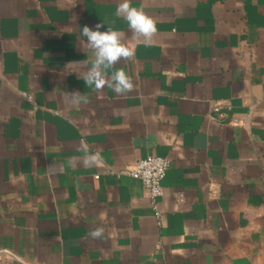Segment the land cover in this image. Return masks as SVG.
I'll use <instances>...</instances> for the list:
<instances>
[{"label":"crops","instance_id":"0c3cea01","mask_svg":"<svg viewBox=\"0 0 264 264\" xmlns=\"http://www.w3.org/2000/svg\"><path fill=\"white\" fill-rule=\"evenodd\" d=\"M119 2L0 0V264H264V0H132L152 44ZM103 22L135 51L106 73L127 95L82 79ZM149 157L169 161L155 205L130 176Z\"/></svg>","mask_w":264,"mask_h":264},{"label":"clouds","instance_id":"9594fccd","mask_svg":"<svg viewBox=\"0 0 264 264\" xmlns=\"http://www.w3.org/2000/svg\"><path fill=\"white\" fill-rule=\"evenodd\" d=\"M115 14L123 17L127 22L128 31L138 42L145 44L154 43V37L158 32L156 20L147 14L143 7H133L132 0H120ZM105 23H97L95 30L88 26L82 28V36L86 38V48L93 53L91 67L83 74V81L92 87L97 94L104 89L111 88L117 95H127L134 90L133 77L127 74L123 68L108 76L107 70L114 68L121 61L131 60L134 49L125 43V33L107 27L101 31ZM81 78V77H80ZM66 102L70 107H79L89 102L88 96L79 91L65 92ZM86 150V145L83 146ZM100 160L99 152L86 154L80 158H70L68 163L78 162L82 166H93ZM104 228L96 227L89 231L88 235L93 240H100L104 236Z\"/></svg>","mask_w":264,"mask_h":264},{"label":"built area","instance_id":"2783aa9c","mask_svg":"<svg viewBox=\"0 0 264 264\" xmlns=\"http://www.w3.org/2000/svg\"><path fill=\"white\" fill-rule=\"evenodd\" d=\"M169 168V161L162 157H149L137 162L130 176L149 191L153 204L162 194L161 182Z\"/></svg>","mask_w":264,"mask_h":264}]
</instances>
